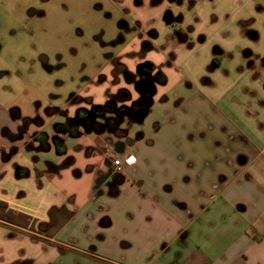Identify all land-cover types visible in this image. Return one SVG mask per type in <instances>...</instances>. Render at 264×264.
I'll list each match as a JSON object with an SVG mask.
<instances>
[{
	"label": "crops",
	"instance_id": "crops-1",
	"mask_svg": "<svg viewBox=\"0 0 264 264\" xmlns=\"http://www.w3.org/2000/svg\"><path fill=\"white\" fill-rule=\"evenodd\" d=\"M106 2L158 33L145 60L165 83L157 84L145 116L122 119L116 130L124 136L99 133L95 118L77 128V137L55 131L130 86L113 83L111 63L87 79L81 100L63 108L27 89L9 100L0 88V264H38L35 253L54 249L105 264H264V0ZM168 10L175 25L166 22ZM238 37L245 43L233 49ZM147 38L132 37L119 54L132 72L138 61L127 54H138ZM191 51L194 68L185 61ZM35 118L41 125L30 124L22 139L4 135H18L23 121ZM226 119L245 123L244 131L234 126L230 133ZM39 133L47 134L50 151L27 150ZM218 134H227L225 143ZM246 134L256 144L238 153ZM54 136L66 155L57 153ZM216 144L229 150L230 161H214ZM129 155L135 165L114 172L113 160ZM67 159L49 172L48 164L62 167ZM24 169L28 176L19 177ZM70 227L75 231L65 235Z\"/></svg>",
	"mask_w": 264,
	"mask_h": 264
},
{
	"label": "rangeland",
	"instance_id": "rangeland-1",
	"mask_svg": "<svg viewBox=\"0 0 264 264\" xmlns=\"http://www.w3.org/2000/svg\"><path fill=\"white\" fill-rule=\"evenodd\" d=\"M97 2L108 4L106 0H0V71L7 73L0 77V88L5 90V98H22V90L27 89V94L35 91L48 103L63 108L72 95L76 96L86 89L87 79L97 76L112 57L121 53L123 46L111 43L132 31L127 32L121 24L109 22L103 12L106 8L98 11ZM32 9L42 11V15L31 20ZM135 33L124 38L131 39ZM243 43L245 40L238 37L232 47L235 49ZM211 44H207V51L211 49ZM194 55L193 51L185 55V61L193 68ZM44 58H48L47 65ZM128 89L136 97L134 86L130 85ZM85 101L90 104L89 100ZM125 104L130 105L129 102ZM117 105L123 104L119 102ZM104 121L98 119L97 122L104 124ZM199 121L204 122V119ZM50 122L47 121V125ZM241 124L244 128L245 123ZM223 126L230 133L234 126L240 132L244 131L233 119H226ZM217 128L219 132H224L221 126ZM218 136L219 142L225 143L227 134ZM246 137L247 141L243 139L238 145V153L247 154L251 144H256L247 134ZM216 145L211 148L214 161H230L232 154L229 150ZM41 229L46 230L44 226ZM74 231L75 227H70L64 234ZM34 255H38V264H105L80 253L65 255L59 249Z\"/></svg>",
	"mask_w": 264,
	"mask_h": 264
},
{
	"label": "flooded vegetation",
	"instance_id": "flooded-vegetation-1",
	"mask_svg": "<svg viewBox=\"0 0 264 264\" xmlns=\"http://www.w3.org/2000/svg\"><path fill=\"white\" fill-rule=\"evenodd\" d=\"M97 10H103L105 9L104 16L109 22H114L121 24V28L128 31H132L129 33H125V35L119 40L112 42L111 44L114 45H119L123 46V48L128 44L130 39H125L124 37H128L129 34H132L136 32L134 36L139 37L140 39L145 38L147 36L148 38L142 42L140 46V51L138 54H127L128 59L138 61L135 67V71L132 72L129 68L128 65L122 62V58L119 56L117 53L112 59H110V62L113 67H114V76H113V83L114 84H119L120 81L125 82L128 85L134 84V89L137 93L136 97L133 96V94L130 92L128 88H121L118 90V92L114 95V98L110 100L106 105L104 106H96L94 107L90 112L85 110V109H80L76 113V118L78 121H84L87 119L85 122L88 120L95 118H103L107 116V114L111 113L108 111H102L100 107H105L109 103L114 104L115 106V116L113 117H107L106 121H104V124L101 125V123H95L94 129L98 132H100L101 129L106 130H115V134L117 136H124L125 132H121L118 129V127L121 124L122 119H124L127 116H133V117H140L141 115L145 114L148 112L152 105L155 96L157 95V84H164L165 83V77L161 72H158L156 70L155 63L150 61V60H145L147 57L148 53L152 52L154 50V45L153 41L158 38V33H156L153 30L149 31H143L142 26L140 22H135L132 23L129 18L127 17V9H124L122 11H118L117 13L114 11V8H112L109 4H102L101 2H97ZM95 4V5H96ZM42 15V11H38L36 9H32L30 12L31 20L34 19L35 17H38V15ZM166 17V22L171 25H175L176 19L174 15L172 14L171 11H166L165 13ZM175 33L178 34L180 39L182 41H186V37L181 33L180 30L175 29ZM124 34V33H123ZM123 39V40H122ZM116 45V46H117ZM123 50V49H122ZM45 63L48 64V58H44ZM106 80L105 77H101L99 79L100 82H104ZM150 80L153 84V88L145 85L144 81ZM155 90V94L153 96L150 95V92ZM70 101L72 102H77L81 100L80 95H72V97L69 98ZM121 102L123 104L122 106H118L117 103ZM126 102H129L130 105L125 104ZM71 124L72 128L77 129L73 122L71 120L68 121ZM85 124V123H84Z\"/></svg>",
	"mask_w": 264,
	"mask_h": 264
},
{
	"label": "trees",
	"instance_id": "trees-1",
	"mask_svg": "<svg viewBox=\"0 0 264 264\" xmlns=\"http://www.w3.org/2000/svg\"><path fill=\"white\" fill-rule=\"evenodd\" d=\"M102 111H108L111 113H114L115 110V106L112 103H109L107 106L105 107H100ZM12 117H14V119H19V113L18 111H12ZM42 120L40 118H35L33 120L31 119H26L23 121V125L20 127V131L19 134L14 136L11 135L8 131L4 132V135L9 136L10 138H12L13 140H19L22 139L25 135V133L28 130V126L32 123H38L41 125ZM55 131L57 133H69L70 135H72L73 137H77L79 135L78 129L72 128L71 124L69 122L65 123V124H58L55 126ZM52 143L57 151V153L59 155H66L67 152V148L63 142V140L61 138H59L58 136H54L52 139ZM52 145L49 142V138L47 136V134L45 133H39L34 135L32 141L30 143L27 144L26 148L28 151H36V152H48L50 151ZM14 152L12 151L9 155L12 156ZM9 156V157H10ZM7 157V159L9 158ZM71 159H67L64 164L62 165V167H58V166H54L52 164H48V170L50 173H58L63 167L69 165L71 163ZM18 176L19 177H27L28 176V171L27 170H19L18 171ZM43 226V225H42ZM46 227H48L49 225H45Z\"/></svg>",
	"mask_w": 264,
	"mask_h": 264
},
{
	"label": "built area",
	"instance_id": "built-area-1",
	"mask_svg": "<svg viewBox=\"0 0 264 264\" xmlns=\"http://www.w3.org/2000/svg\"><path fill=\"white\" fill-rule=\"evenodd\" d=\"M136 163V158L133 155H129L124 157L123 159H115L112 162V165L114 167V172H121L126 167H132Z\"/></svg>",
	"mask_w": 264,
	"mask_h": 264
},
{
	"label": "water",
	"instance_id": "water-1",
	"mask_svg": "<svg viewBox=\"0 0 264 264\" xmlns=\"http://www.w3.org/2000/svg\"><path fill=\"white\" fill-rule=\"evenodd\" d=\"M142 83H144L145 85H147V86H149V87H152V88L154 87L153 84H152V82H151L150 80H146V81H144V82H142ZM155 93H156V92H155V90L153 89V91L150 92V95L153 96ZM145 114H146V113H145ZM145 114L141 115L140 117L145 116ZM86 120H87V119H85L84 121H78L77 118H75V119H71V121L73 122V124H74L76 127L84 126V123H85ZM102 132H103V129H101L99 133H102Z\"/></svg>",
	"mask_w": 264,
	"mask_h": 264
}]
</instances>
